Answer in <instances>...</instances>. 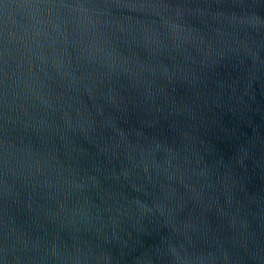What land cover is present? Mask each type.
Here are the masks:
<instances>
[{"label":"water","instance_id":"95a60500","mask_svg":"<svg viewBox=\"0 0 264 264\" xmlns=\"http://www.w3.org/2000/svg\"><path fill=\"white\" fill-rule=\"evenodd\" d=\"M0 264H264V0H0Z\"/></svg>","mask_w":264,"mask_h":264}]
</instances>
